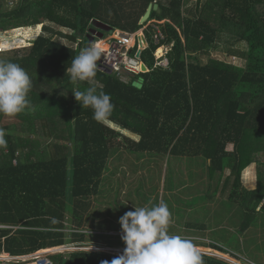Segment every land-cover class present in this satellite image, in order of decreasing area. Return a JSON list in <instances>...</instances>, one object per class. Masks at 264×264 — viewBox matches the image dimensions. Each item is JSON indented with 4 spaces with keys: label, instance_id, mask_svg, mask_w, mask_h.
<instances>
[{
    "label": "trees",
    "instance_id": "16d2710c",
    "mask_svg": "<svg viewBox=\"0 0 264 264\" xmlns=\"http://www.w3.org/2000/svg\"><path fill=\"white\" fill-rule=\"evenodd\" d=\"M10 1L15 0H0V33L31 28L32 34L23 39L26 44L35 39L33 30L40 28V35L25 55L0 54L31 77L28 95L36 109L11 117L18 123L4 124L7 116L0 115V128L8 133L7 148L0 149V226L24 227L16 231L0 228V252L21 256L67 245L114 248L109 245L112 242L125 248L121 236L88 231L97 230L92 197L105 192L110 197L108 205L117 201L129 178L139 182L135 192H142L143 199L142 204L135 203V192L131 193L135 186L127 188L130 195L124 196H129L130 204H158V198L152 204L150 195L144 193L143 172L148 164L156 167L164 159L167 191L181 187L188 191L183 180L175 183L183 172L181 166L186 167L191 182L201 176L193 167L210 181L206 188L211 194L195 195L181 203L190 209V223L185 224L188 235L203 234V221L213 222L226 214L235 222L231 224L234 230L228 229L234 246L215 240L212 233L218 229L210 233L211 243L193 242L238 261L245 254L256 259L250 245L258 252L262 248L241 239L250 227L264 230V0H195L194 6L188 5L191 0H16L7 9ZM149 4H157L160 10L152 11L149 20L164 21L158 25L164 39L155 44L153 28L144 30L147 48L141 59L149 72L132 74L128 83L98 68L95 86L111 96L115 108L107 121L97 122L93 110L82 107L72 93L86 89L90 82H73L66 69L82 49L80 39L92 23L97 20L135 33L142 28L139 22ZM56 27L70 34L57 32ZM56 36L73 44L79 41L74 48L55 40ZM23 40H0V49L23 47L19 44ZM160 45H171L167 65L154 67L153 52ZM235 46L243 48L235 51ZM135 52L136 48L131 55ZM217 52L236 54L245 64L217 59L213 55ZM120 130L139 140L123 136ZM252 164L256 187L249 190L241 176L251 171ZM171 166L181 172L176 174ZM245 174L252 184L254 177ZM112 181L109 189L101 190ZM148 183L153 193L155 188ZM225 190L228 197L215 213L197 209L200 202L207 203ZM205 211L208 216L198 218ZM99 237L106 242H97ZM118 256L70 252L66 264H111ZM202 257L204 264H229Z\"/></svg>",
    "mask_w": 264,
    "mask_h": 264
},
{
    "label": "clouds",
    "instance_id": "9594fccd",
    "mask_svg": "<svg viewBox=\"0 0 264 264\" xmlns=\"http://www.w3.org/2000/svg\"><path fill=\"white\" fill-rule=\"evenodd\" d=\"M151 21L158 22V25L164 23V21L149 20L148 17L145 22L139 23L142 28L137 32H141L147 23ZM158 25L156 26L158 27ZM33 31L37 32V30ZM115 31L120 30L112 28L111 32L102 31L101 36L99 37V30L96 29V33L92 36V42L85 47L83 44L79 53L72 58L71 66L66 69L73 82H90V86L86 89H77L72 93L82 107H90L93 110V119L100 123L107 121L111 117L115 105L111 102V96L109 94L102 90L98 91L95 86V77L97 75L98 68H100L99 60L102 56V49L100 48L101 44L98 43L104 41ZM90 32L91 29L89 30V33ZM152 34L155 44H160V40L164 39V36L162 35L163 38H158L156 41L155 36H158V34L154 29ZM39 35L40 28L35 34V40ZM87 35L84 39H80L81 43L84 42ZM138 47L139 48L135 46V56L137 52H140L139 57H136L140 59L143 66L142 72L136 73L137 75L149 72V68L141 59V52L147 48L145 35L144 38H141V42H139ZM159 48H164L165 53L158 57L156 56V53ZM166 48H168V51H166ZM170 48L171 45H160L157 47V49L153 52L155 62L154 67L167 65L166 54L169 52ZM2 52L3 51L0 49V54ZM156 63H161V65L157 66ZM143 68H145V70H143ZM132 74L129 75V79L128 81H125V83L130 81ZM32 86V79L23 67L11 60L0 58V115L11 118L20 114L34 113L36 109L32 105L28 95ZM113 129L118 130L116 127ZM122 131L124 130H120V132ZM6 135H8L6 130L4 128H0V149L7 148L8 142L6 140ZM172 222L173 218L171 211L165 202L161 201L158 204H153L151 206L134 207V210L125 212L118 221L122 232L121 239L126 246L123 254H118L117 248L94 247H98L100 250L108 254L119 255L111 260V264H204L199 248L191 239L181 235L170 234L169 228ZM67 248L75 250H65ZM86 249L88 248L85 245H67L38 251H49V253L52 252L54 254L51 256H55L65 255V253H56L61 250H65L66 252H84L87 251ZM92 250H90V252L98 251L97 248H93ZM228 255L230 256V254ZM104 264H108V262H104Z\"/></svg>",
    "mask_w": 264,
    "mask_h": 264
},
{
    "label": "rangeland",
    "instance_id": "374dc122",
    "mask_svg": "<svg viewBox=\"0 0 264 264\" xmlns=\"http://www.w3.org/2000/svg\"><path fill=\"white\" fill-rule=\"evenodd\" d=\"M194 2L195 0H191L190 3L188 4L189 6H194ZM16 4V0L15 1H10V2H6V7L7 9H10L11 7H13ZM31 28H16V29H11V30H7L4 31L2 33H0V40H15V39H27L26 37L30 36L32 34V30H30ZM57 32H61L62 34H70V31L68 30H64L61 31L62 29H59L58 27H56L55 29ZM31 31V32H30ZM39 30H37L38 32ZM64 32V33H63ZM58 36H56L54 39L59 41L60 43L64 44V45H69V46H73L74 48L77 45V42L79 40H77L75 42V44L69 42L67 40V38L62 37L60 38ZM35 39L32 41V43L30 44H26V41H20L19 44L20 46L23 47H17L15 49L12 50H7V51H3V55L2 56H14L16 53H18L19 55H25L27 54V52L29 51V49L31 48L32 44L34 43ZM98 44H101L100 42ZM25 45V46H24ZM222 45V44H220ZM243 46H235L234 50L238 51L239 49L242 50ZM162 49L163 48H159L157 50L156 56H161L163 55L162 53ZM166 51H168V48H166ZM1 53V54H2ZM214 57H216L217 59L220 60H225L229 63L235 64L237 66H244L245 61L243 59H241L240 57H238L236 54L233 55H225L224 52H217L213 54ZM0 56V57H2ZM100 68H102L103 66L100 64L99 65ZM123 79L125 81H128L129 77L128 76H124ZM88 82V81H86ZM3 123L4 124H8V123H18L17 120H14L13 118L10 117H5L3 119ZM109 126L113 129L115 128V126L111 123H108ZM122 133H124L126 136L130 137V138H134L135 140H139V137L132 135L130 132L128 131H122ZM123 135V134H122ZM123 135V136H125ZM156 167H154V165L152 164H148L147 166L144 167V172H143V176H145V180H144V184L146 185L145 194L150 195V201L153 203H155L156 199L158 198V203L159 202H165L172 214V218H173V222L170 225L169 231L170 234H174V235H181L183 237H187L189 239H191L192 241H202L203 243H211L210 242V233L214 230V229H218L219 231H215V233H212V236L215 238L216 241H218L221 244H227V245H231L234 246V242L230 241V237H228L231 233L229 232L228 229L230 230H234V227L232 226L235 222L233 221L232 218L229 217H220L217 220H213V222L210 221H203V225H205V229L203 230V234L201 235H188L185 232V224H189V212L190 209L188 207H185V205L182 206L181 203L185 202L186 200H189L190 198H192L195 195H201V194H211V192H208V189L206 188L207 184H210V181L207 179V176L201 172L202 170H200L197 167H193V170L198 173V175L200 177H198L195 182H191V180L188 178L187 176V169L185 166H181L180 168L182 169V173L180 174L179 177H177V179L175 180L176 185L178 184L179 180H183V182L185 183L183 186H187L188 187V191H183L182 187L179 188L180 190H178V188L173 189V192H171L168 196L167 194V190H166V183H165V178L167 175V170H166V161L164 159L160 160L159 162H156ZM172 169H175L176 166H171ZM250 167H252L251 171L246 172L243 171L242 172V176H241V183L242 185L249 189L252 190L256 187V166L255 164L250 165ZM200 170V171H199ZM181 172L179 169H175V173H179ZM245 173H251L250 176L254 177L253 178V183L249 184L247 181V179H250L246 176ZM128 177L130 176V173L128 172ZM229 172L226 171L225 175L226 177L228 176ZM120 174L116 175V177H118ZM169 175V174H168ZM120 177V176H119ZM149 182H152L153 187L155 188V191L152 193L150 190V185ZM137 180H131L129 178H127V182H126V186L127 188H134L131 190V193L135 192V188L138 186ZM113 181L111 184L109 185H104V187L101 189H109V186H112ZM212 186L215 184V182L213 181ZM230 185V184H229ZM229 185H227L229 187ZM222 185L220 186L219 190L222 189ZM227 187V188H228ZM111 188V187H110ZM123 189L122 191V196H120L118 198L117 201H113L111 204L108 205V201L107 199L110 198L108 194H106L105 192L102 195H99L98 197H92L93 201H92V206H91V211L96 212V214L92 217V219H94L95 222V227H96V231L93 229H89V232H94L97 234H104V235H108V236H122V232H121V228H120V224L118 223L119 218L121 216L124 215L125 212L127 211H132L131 208L134 210V207H138L136 205H134L133 203H129L128 201H130L129 196L126 197L124 196L126 193L127 195H130V193L128 191L125 192V190L127 189ZM190 190V191H189ZM229 190V188H228ZM225 190V192L223 191H219L217 193L216 196H214V199H211L210 201H208L207 203H203L200 202L198 204L197 209H199V207H203L208 209V211H210V213L214 212L216 210L219 209L220 207V202L221 200H225L228 197L229 191ZM114 191H112L113 193ZM112 193H110V195L112 196ZM142 192H135L134 196H135V203L140 202L142 204V196H141ZM153 194V195H152ZM168 196V197H167ZM179 200V201H177ZM182 200V202H180ZM99 201V202H98ZM144 206H147L148 204H146L144 202L143 204ZM130 207V208H129ZM181 209V211H180ZM201 212V211H200ZM198 218L200 216H202V218L208 216L207 212L205 211L203 214L200 213L199 215H197ZM211 216V214H210ZM187 218V219H186ZM225 219V220H224ZM205 220V219H204ZM224 220V221H223ZM223 221V222H222ZM192 222V221H191ZM232 224V225H231ZM263 224V223H262ZM260 224V226L262 225ZM10 225V224H7ZM218 225V226H217ZM10 226H14V225H10ZM182 228V232L177 233L178 230L181 231L180 229ZM224 228V229H222ZM111 229H115V230H111ZM227 230V231H225ZM187 235V236H186ZM251 241L252 243H256L259 244V248H262L263 251H256L254 249L253 245H250V251H252L255 255H256V259H251L249 258L246 254L242 255V258L244 260H242L241 258L239 259L240 261L231 258L228 254H223V253H219L215 250H213L212 248H209L205 245H197V247L199 248V251L201 252L202 255H207L210 257H216L218 259H221L225 262H228L229 264H251L252 262H255L256 264H264V230L260 227L258 228H249L247 236L245 235V237H242L241 240H248ZM97 242H106V239H101L96 238ZM121 241V240H120ZM253 241V242H252ZM111 246H115L114 248H117V253L118 254H123L124 248H119L117 244H114L113 242L111 244H109ZM97 245H89L87 246L88 249H86L87 251L84 252H90V250H92L93 248H97V252H103L104 251L100 250L98 247H94ZM120 246V245H119ZM124 246V245H122ZM101 248H106V247H101ZM69 250H75V249H71V248H67ZM93 251V250H92ZM72 251H65V250H61V251H57V254H64L65 255H56V256H51V260L53 261L54 264H66V255L68 253H70Z\"/></svg>",
    "mask_w": 264,
    "mask_h": 264
},
{
    "label": "built area",
    "instance_id": "2783aa9c",
    "mask_svg": "<svg viewBox=\"0 0 264 264\" xmlns=\"http://www.w3.org/2000/svg\"><path fill=\"white\" fill-rule=\"evenodd\" d=\"M158 22L151 21L148 22L147 25L141 30V32L137 33H125L121 31H115L111 33L104 41L100 42V48L102 49V56L100 58V64L109 70L111 73H115L122 77V81L124 76H128L132 73H140L142 72V62L135 55H131V50L137 48L139 42H141V38H144L143 31L151 26L158 34L155 36V40L158 38L162 39L163 36L161 31H159ZM156 65H161V63H156ZM12 229L14 231L21 230L24 227L19 224L18 226H0V228ZM69 250V249H65ZM51 255H54L49 251H38L32 254L24 255V256H12L6 252L0 253V264H54L51 260ZM253 264V263H251Z\"/></svg>",
    "mask_w": 264,
    "mask_h": 264
},
{
    "label": "water",
    "instance_id": "95a60500",
    "mask_svg": "<svg viewBox=\"0 0 264 264\" xmlns=\"http://www.w3.org/2000/svg\"><path fill=\"white\" fill-rule=\"evenodd\" d=\"M152 11H157L158 13L160 12L157 4H154V5L149 4L148 5L147 10H146L144 16L140 19L139 23H143L145 20H147ZM96 29L99 30V33H98L99 37L101 36L102 31H104V32H111L112 31V28L110 26L96 20L94 23H92L91 32L87 35L86 39L83 42L84 47L89 45L92 42V34L96 33ZM139 55H140V52H137L136 56L139 57ZM101 70L110 73V71L105 69V68H101ZM143 70H145V68H143Z\"/></svg>",
    "mask_w": 264,
    "mask_h": 264
},
{
    "label": "crops",
    "instance_id": "0c3cea01",
    "mask_svg": "<svg viewBox=\"0 0 264 264\" xmlns=\"http://www.w3.org/2000/svg\"><path fill=\"white\" fill-rule=\"evenodd\" d=\"M176 190H177V189H176ZM170 193H171L170 191H167L168 196H169ZM168 196H167V197H168Z\"/></svg>",
    "mask_w": 264,
    "mask_h": 264
}]
</instances>
